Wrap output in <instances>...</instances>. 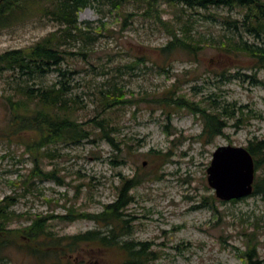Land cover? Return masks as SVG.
<instances>
[{
    "label": "rangeland",
    "instance_id": "374dc122",
    "mask_svg": "<svg viewBox=\"0 0 264 264\" xmlns=\"http://www.w3.org/2000/svg\"><path fill=\"white\" fill-rule=\"evenodd\" d=\"M137 6L135 2L111 8L105 0H90L77 12L79 27L86 33L64 42L63 47L72 52L60 63L69 85L65 96L69 104L75 101L73 118L90 131L87 141L54 142L30 153L34 134L14 132L8 126L4 95L16 82L49 86L62 78L55 70L42 77L8 70L0 75V207L7 211L6 229L22 230L38 217H45L44 229L60 238L100 229V224L79 215L100 213L116 197L120 177L134 175L139 182L125 208L132 215L127 217V233L119 240L146 244L156 256L151 264H245L243 251L251 244L257 246L264 264V198L250 194L235 202L222 201L206 182V168L217 146L245 147L249 139H264V70L250 67L253 63L243 53L236 61L220 55L211 43L232 34L248 43L260 39L241 24L235 30L226 23L240 20L239 9L208 6L195 9L187 27L192 38L207 43L193 53L165 52L161 48L171 35L161 21L182 34L188 9L158 1L159 20ZM57 29L50 16L37 14L16 21L0 30V52L24 48ZM233 65L240 66L238 74ZM220 69L228 72L226 77ZM113 87L119 90L117 103L102 116L109 119L111 135L120 141L125 163L119 166L110 163L111 147L91 124L102 109L100 92L111 93ZM168 94L177 102L181 98L209 110L234 105L240 107L242 117L235 123L223 115L230 126L209 136L202 132L203 120L197 112L182 104L155 102ZM34 156L59 180L35 177ZM263 174L261 167L254 178ZM69 212L70 220L63 219ZM19 232L0 249V264L123 262L117 248L88 243L73 251L33 253L21 248ZM250 232L254 234L249 242Z\"/></svg>",
    "mask_w": 264,
    "mask_h": 264
},
{
    "label": "trees",
    "instance_id": "16d2710c",
    "mask_svg": "<svg viewBox=\"0 0 264 264\" xmlns=\"http://www.w3.org/2000/svg\"><path fill=\"white\" fill-rule=\"evenodd\" d=\"M111 8H119L126 3H137V7H142V12L151 15L160 20L157 9L158 1L167 5L188 9L187 17L183 24L185 29L182 34H176L167 21H161L165 30L170 33L171 39L161 50L171 52L172 50L181 49L188 53H193L194 48H199L200 44H206V41L192 38L187 33V27H190L192 13H197L195 9L206 8L208 6H224L230 9H239L241 14L240 20H230L226 23L232 25L237 30L241 24L248 33L255 35L260 42L248 43L236 38L235 34L222 35L219 39L214 40L211 45L218 50L222 56H226L236 61L239 54H245L251 59L254 69L264 70V0H105ZM90 4V0H0V30L11 26L16 21H22L33 15L50 16L51 19L58 23V29L47 33L35 42L24 48H13L0 52V75L4 71H11L17 75L42 77L50 70L57 71V75L62 78L49 86L30 85L26 81L14 83L10 87V93L4 95L5 110L9 113L8 126L16 130H26L33 132L34 138L30 141L28 149L30 153L38 152L45 149L47 145L54 142H66L77 144L90 137L88 128L83 127V123L73 118L74 104L68 103L66 94L69 90L65 79V71L60 68L64 55L72 54L66 50L64 42L75 38L82 37L86 32L79 27L77 12L84 6ZM192 12H190V11ZM239 21L241 23H239ZM89 27L90 23L86 22ZM212 40H210L211 42ZM238 74L240 66L233 65ZM251 68V69H252ZM250 69V68H249ZM220 75L225 76L228 72L220 69ZM70 73V72H68ZM264 85V82H263ZM111 93L100 92V104L102 109L100 114L91 120L93 129L100 133V137L111 147L110 163L113 166H119L125 163L122 155V148L119 140L112 135L114 128L110 125L108 118L102 116L104 113L117 103L115 100L118 89L114 88ZM107 91V92H108ZM117 99V98H116ZM173 99L170 94L158 97L157 103L165 105L176 103L187 107L192 112H197L203 120V133L207 135L221 134V131L230 126L223 120V115L227 116L228 121L235 123L241 119L242 110L240 107L228 105L227 109L222 106L211 108L212 111L196 104L188 103L181 98ZM235 111V112H234ZM239 115L237 117L235 115ZM234 124V123H233ZM236 125V124H235ZM246 150L250 153L254 163V173L257 169L264 167V139L252 138L245 145ZM34 165L32 173L38 179H57L59 178L53 172L45 171L39 163V157L34 156ZM136 176H121L119 180L118 193L114 200L106 204L98 214H84V217L94 220L101 225L100 229L88 230L84 233L70 237H56L44 229L45 217H38L30 225L22 230L6 229V220L8 219L7 211L4 206L0 207V249L4 247L11 236L15 237L20 233L22 238L21 248L30 250L33 253L43 251L41 255H47L56 248L73 251L76 246L84 244H96L106 248H117L122 253L123 262L121 264H151L156 256L146 248L144 243H134L132 241L119 240L127 233L128 221L130 218L125 211L126 206L133 201L130 191L138 184ZM58 183H60L58 181ZM252 195H260L264 198V174L253 180ZM238 199L230 200L235 202ZM69 215L62 216L63 219L70 220ZM120 223V225H117ZM107 228V229H106ZM106 229V230H104ZM16 230V231H15ZM254 234L250 232L248 237ZM249 237V242L251 238ZM122 241V242H120ZM245 264H263L257 254L255 244L248 245L243 251ZM54 256V255H49ZM47 256V257H49ZM46 258V257H44ZM42 258V259H44ZM38 264H41L38 262ZM64 264V262L60 263Z\"/></svg>",
    "mask_w": 264,
    "mask_h": 264
},
{
    "label": "water",
    "instance_id": "95a60500",
    "mask_svg": "<svg viewBox=\"0 0 264 264\" xmlns=\"http://www.w3.org/2000/svg\"><path fill=\"white\" fill-rule=\"evenodd\" d=\"M206 174L207 185L219 200L240 199L252 192L254 163L243 146H217L212 152Z\"/></svg>",
    "mask_w": 264,
    "mask_h": 264
}]
</instances>
